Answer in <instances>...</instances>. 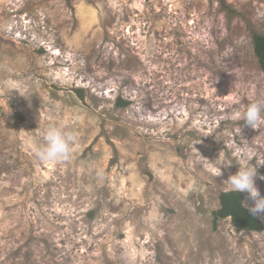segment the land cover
<instances>
[{
  "label": "rangeland",
  "instance_id": "rangeland-1",
  "mask_svg": "<svg viewBox=\"0 0 264 264\" xmlns=\"http://www.w3.org/2000/svg\"><path fill=\"white\" fill-rule=\"evenodd\" d=\"M255 34L264 0H0V264H264L214 216L239 164L264 195Z\"/></svg>",
  "mask_w": 264,
  "mask_h": 264
},
{
  "label": "clouds",
  "instance_id": "clouds-1",
  "mask_svg": "<svg viewBox=\"0 0 264 264\" xmlns=\"http://www.w3.org/2000/svg\"><path fill=\"white\" fill-rule=\"evenodd\" d=\"M239 119H243L246 125L254 129L257 124L264 122V99L250 101L246 109L239 114ZM75 143L74 133L63 127L50 125L44 130L43 144L36 148L35 155L43 162H64L70 159ZM231 164V160L218 156L217 166L220 169L218 175L221 174L222 168H228ZM257 175L256 165L239 164L238 171L230 174L227 179L228 190L246 193V199L241 201L242 207L252 216H264V195H261L255 184ZM260 179H264V176H260Z\"/></svg>",
  "mask_w": 264,
  "mask_h": 264
},
{
  "label": "trees",
  "instance_id": "trees-1",
  "mask_svg": "<svg viewBox=\"0 0 264 264\" xmlns=\"http://www.w3.org/2000/svg\"><path fill=\"white\" fill-rule=\"evenodd\" d=\"M254 50L258 57L261 69L264 71V35H254ZM81 92V90H78ZM119 105L126 106L128 101L119 100ZM245 193L224 191L220 194L221 206L214 212L215 222L219 219L231 218L232 223L238 229H248L261 232L264 230V222L258 216H252L246 208L242 207L241 201Z\"/></svg>",
  "mask_w": 264,
  "mask_h": 264
}]
</instances>
